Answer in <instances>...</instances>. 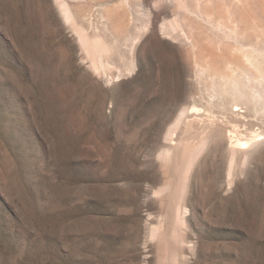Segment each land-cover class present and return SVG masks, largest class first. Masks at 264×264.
<instances>
[{"label": "rangeland", "instance_id": "obj_1", "mask_svg": "<svg viewBox=\"0 0 264 264\" xmlns=\"http://www.w3.org/2000/svg\"><path fill=\"white\" fill-rule=\"evenodd\" d=\"M254 50L264 0H0V264H264Z\"/></svg>", "mask_w": 264, "mask_h": 264}, {"label": "bare ground", "instance_id": "obj_2", "mask_svg": "<svg viewBox=\"0 0 264 264\" xmlns=\"http://www.w3.org/2000/svg\"><path fill=\"white\" fill-rule=\"evenodd\" d=\"M62 6H63V12L66 15V18L69 19L70 13H69V9H68L67 4L63 3ZM244 56H245L247 63H249L253 68H255L257 72L251 74L248 77V79L245 81L240 80L234 76L225 74V75L221 76V78H223V81H220V82H222L221 84L223 86H225L226 90L233 97V100H234L233 102L243 101L244 103H246V101L248 99H251L254 102H256L257 106H258L261 104L262 101H264V98L262 97L261 90H260V87H261L262 83L264 82V74H263L262 70L259 68L258 55L256 54L255 50L253 51V53H251V54L246 53ZM200 71L204 72L205 69H201V70H199V72ZM215 78H217V77L215 76ZM262 104L264 105V102ZM166 203H168V202H166ZM177 204H182V202L181 203L177 202ZM175 209H174V211H175ZM176 210L181 212L180 211L181 210L180 205L177 206ZM175 220H176V218H175ZM184 239H185L184 237H180V235H179V238L177 241L179 242V244L182 245L185 243ZM178 254H179V252L177 253V255Z\"/></svg>", "mask_w": 264, "mask_h": 264}]
</instances>
